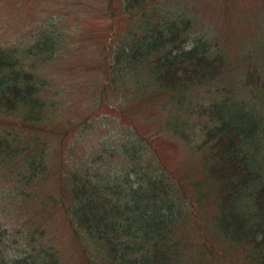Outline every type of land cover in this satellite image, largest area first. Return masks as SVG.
Segmentation results:
<instances>
[{
  "label": "trees",
  "instance_id": "1",
  "mask_svg": "<svg viewBox=\"0 0 264 264\" xmlns=\"http://www.w3.org/2000/svg\"><path fill=\"white\" fill-rule=\"evenodd\" d=\"M107 1L109 17L121 11L130 29L105 48L99 70L108 72L89 101L91 114L104 105L117 115L119 132L74 159L69 139L81 146L96 122L59 116L63 103L46 95L37 72L62 36L42 25L22 47L0 46V167L12 183L0 209L17 220L29 209L22 227L0 226V264H62L45 231L31 228L53 210L86 264H264V83L248 71L229 89H211L232 66L188 5ZM258 41L254 53L264 33ZM202 87L207 104L196 100ZM162 99V129L201 141L192 148L201 152L198 172L169 171L134 123L147 109L137 113L140 101L158 107Z\"/></svg>",
  "mask_w": 264,
  "mask_h": 264
},
{
  "label": "rangeland",
  "instance_id": "2",
  "mask_svg": "<svg viewBox=\"0 0 264 264\" xmlns=\"http://www.w3.org/2000/svg\"><path fill=\"white\" fill-rule=\"evenodd\" d=\"M114 4L120 8V0H115ZM171 5H188L192 14L198 18L196 26L207 25L213 32V40L219 43L229 56L232 70L219 78L215 85H211L212 90L229 89L231 81H237L248 71H255V76L259 77L255 81L264 83V49L254 53L255 45L262 43L258 40L262 39L264 33V0H171ZM109 14L107 0H0L2 48L8 49L18 45L22 47L42 25L50 27L57 36H62L59 51L54 59L39 67L37 72L49 82L45 90L46 95L53 96L63 103L59 116L72 119L76 123H80L85 117H90V120L96 122L94 132L84 139L81 146H75L76 137L69 139L70 146H74L71 151L73 159L79 156V148L82 150L84 146L90 147L106 135L119 132L117 115L104 105L96 114H91L92 104L89 101L90 95L97 94L98 87L95 82L97 79L103 80L106 71L108 72L107 69L105 72L99 70L105 48L109 42L115 44L118 36L130 29L121 11H112V17H109ZM114 33L116 35H113ZM197 92L201 93L196 100L207 104L208 102L202 99L207 89L197 88L196 96ZM143 101H138L140 104H137V113H140L143 107L147 109L142 110L145 112L141 117L134 115V123L140 133L149 138L151 148L157 149L166 168L177 174L187 170L198 172L203 160L201 152L194 150L196 144L201 142L200 139L189 137L181 140L173 137L167 129L161 127L167 117L162 110V106H166L165 100H160L162 105L158 107H150L149 100ZM125 108L129 111L133 107L131 103H127ZM122 123L120 126L126 124ZM188 133L191 134L189 131ZM55 145H58L57 142ZM66 161L68 163L69 160ZM3 171L5 170L0 167V194L2 189H12V183L2 178ZM39 187L42 188L41 185ZM45 188L48 189L47 186L42 189ZM45 193L49 194L50 191ZM24 206L27 207L28 204ZM19 211L23 216L17 220L11 209L4 212L0 209V226L8 229L18 225L22 227L23 220L27 217L26 211L29 212V209ZM47 212L40 211L31 228L45 231L48 243L57 249L62 264H86L71 237L64 216L56 210H53L50 216Z\"/></svg>",
  "mask_w": 264,
  "mask_h": 264
}]
</instances>
